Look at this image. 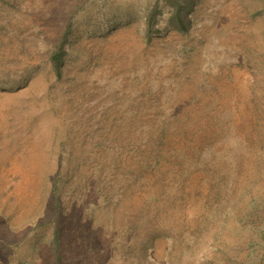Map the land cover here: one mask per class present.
Wrapping results in <instances>:
<instances>
[{
    "label": "rangeland",
    "instance_id": "obj_1",
    "mask_svg": "<svg viewBox=\"0 0 264 264\" xmlns=\"http://www.w3.org/2000/svg\"><path fill=\"white\" fill-rule=\"evenodd\" d=\"M153 1L0 0V264H264V0Z\"/></svg>",
    "mask_w": 264,
    "mask_h": 264
},
{
    "label": "trees",
    "instance_id": "obj_2",
    "mask_svg": "<svg viewBox=\"0 0 264 264\" xmlns=\"http://www.w3.org/2000/svg\"><path fill=\"white\" fill-rule=\"evenodd\" d=\"M196 1L197 0H154L145 16L143 29L144 38L149 41L154 34L162 31L163 26L159 24V16H161L164 12H167L166 17L163 18V21L166 24L164 26L168 25L170 27H175L181 33H187L189 30V16L196 5ZM71 25V21L66 24L65 28L59 36L57 43L54 45L48 57L56 79H59L62 76L63 57L65 53V46L71 33ZM142 134L143 136L141 137V140L146 141V144L141 154V164L139 166L138 172V175L141 174V178L148 170L151 169L152 171H154L158 167L157 165L161 164V160L163 158L162 153L165 149L166 143L164 138V130L161 135H157L154 130L152 131V129L149 132H143ZM184 134L185 129L183 130V133H181V136H183ZM176 139L177 137L173 138V140ZM178 142L185 143V139L177 140L176 144ZM154 144H156V147L154 146ZM145 150H148L146 155L144 154ZM149 155L151 156V159H148ZM174 156L177 159V162L173 171V175L177 176L179 184H181L182 188H184L187 176L189 175L188 169L186 168L184 162L186 157L184 147H180L175 150ZM146 158L148 160H146ZM189 159L190 158H188L187 161ZM176 186L177 188L181 189L179 185ZM153 195L156 196V193H153ZM179 198L183 200V198ZM175 208H178L177 204H175ZM52 239L54 250L57 253V257L60 259L59 251L61 245L59 241L58 230L55 229L53 231ZM254 264H257V262H255Z\"/></svg>",
    "mask_w": 264,
    "mask_h": 264
}]
</instances>
